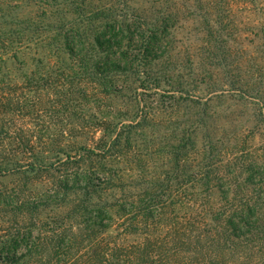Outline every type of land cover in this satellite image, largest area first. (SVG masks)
<instances>
[{
  "label": "trees",
  "instance_id": "1",
  "mask_svg": "<svg viewBox=\"0 0 264 264\" xmlns=\"http://www.w3.org/2000/svg\"><path fill=\"white\" fill-rule=\"evenodd\" d=\"M0 264H264V0H0Z\"/></svg>",
  "mask_w": 264,
  "mask_h": 264
}]
</instances>
